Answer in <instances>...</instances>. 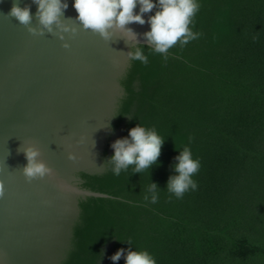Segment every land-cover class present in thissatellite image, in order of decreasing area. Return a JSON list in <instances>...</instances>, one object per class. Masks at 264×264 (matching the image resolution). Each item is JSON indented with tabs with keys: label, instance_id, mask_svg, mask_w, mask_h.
<instances>
[{
	"label": "trees",
	"instance_id": "1",
	"mask_svg": "<svg viewBox=\"0 0 264 264\" xmlns=\"http://www.w3.org/2000/svg\"><path fill=\"white\" fill-rule=\"evenodd\" d=\"M199 3V38L167 60L142 45L148 64L131 62L120 82L112 131L125 121L122 138L138 123L155 128L165 138L159 167L117 176L106 163L100 176L80 175L108 197L79 203L64 264H112L121 242L157 264H264V0ZM184 146L201 167L197 190L177 199L165 185ZM149 179L161 190L155 204L144 200Z\"/></svg>",
	"mask_w": 264,
	"mask_h": 264
},
{
	"label": "water",
	"instance_id": "2",
	"mask_svg": "<svg viewBox=\"0 0 264 264\" xmlns=\"http://www.w3.org/2000/svg\"><path fill=\"white\" fill-rule=\"evenodd\" d=\"M28 6L36 25V5ZM62 22L75 35H30L7 17L14 0H0V264H64L73 249L79 203L107 198L82 187L80 175L107 171L111 145L125 124H112L125 95L121 80L131 66L126 53L135 43L148 46L142 34L149 25L130 24L137 40L115 33L102 40L76 23L72 0ZM138 11L134 9V12ZM152 12L143 17L147 20ZM67 43V49L62 47ZM129 119V116L125 118ZM39 149V159L54 176L26 181L23 147ZM20 148V149H19ZM75 157L68 160V155Z\"/></svg>",
	"mask_w": 264,
	"mask_h": 264
},
{
	"label": "clouds",
	"instance_id": "3",
	"mask_svg": "<svg viewBox=\"0 0 264 264\" xmlns=\"http://www.w3.org/2000/svg\"><path fill=\"white\" fill-rule=\"evenodd\" d=\"M36 5V25L33 26V15L28 6L20 7L18 0H14L7 17L13 18L19 25L24 26L33 36H43L45 33L56 35L61 41L64 34L75 35L76 28L69 27L62 22L63 12L68 8L65 0H32ZM72 8L77 13L75 17L82 30L91 31L102 40L108 42L115 33L122 34L127 41L137 40L136 34L129 27L130 24L149 25V30L142 34L151 53L168 59L169 50L177 44L183 46L199 38L200 33L193 31V19L200 9L199 0H72ZM138 11L134 12V9ZM152 12L147 20L143 17ZM67 49L69 45L63 43ZM126 56L130 62L147 65L149 56L145 54V47L135 43L129 48ZM165 142L155 128H149L138 123L128 131L127 137L117 139L111 145L112 155L107 160L110 171L120 175L131 169L133 175H139L147 170L148 177L152 167H159L157 163L161 147ZM20 149V148H19ZM171 172L167 179L165 190L177 199L189 191H195L198 184L194 176L198 174L201 162L193 158L191 149L184 146L176 150ZM23 153L26 165L22 167V175L26 181L43 179L54 176L52 169L40 159V151L32 145L18 151ZM68 160H74L71 154ZM161 190L149 179L145 190L144 200L155 204ZM5 194V187L0 183V198ZM118 241V240H117ZM120 242V241H118ZM127 249H118L110 257L112 264H117L123 258L124 264H157L155 257L148 250H133L128 242Z\"/></svg>",
	"mask_w": 264,
	"mask_h": 264
}]
</instances>
